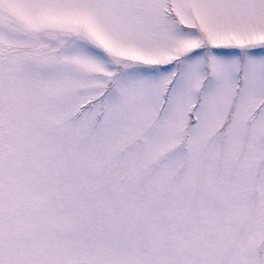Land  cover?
<instances>
[{"label":"snow or ice","instance_id":"obj_1","mask_svg":"<svg viewBox=\"0 0 264 264\" xmlns=\"http://www.w3.org/2000/svg\"><path fill=\"white\" fill-rule=\"evenodd\" d=\"M0 264H264V0H0Z\"/></svg>","mask_w":264,"mask_h":264}]
</instances>
